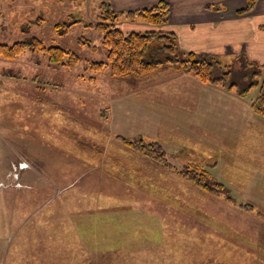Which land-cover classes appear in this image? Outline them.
Here are the masks:
<instances>
[{
	"label": "rangeland",
	"instance_id": "374dc122",
	"mask_svg": "<svg viewBox=\"0 0 264 264\" xmlns=\"http://www.w3.org/2000/svg\"><path fill=\"white\" fill-rule=\"evenodd\" d=\"M102 1L0 0L1 43L37 37L81 58L68 68L30 51L11 60L0 57V264H34L29 257L37 247L41 258L54 252L65 256L64 264H78L76 257L103 264L111 261L104 250L116 246L119 264H264V115L251 107L264 88V67L217 61L213 75L229 65L235 91L256 80L244 100L229 102L202 91L212 115L207 121L197 118L202 128L186 113L164 121L160 108L172 116L177 113L172 103L184 102L179 88L192 97L201 85L168 86L167 80L156 87L148 84L150 76L93 71L91 61L106 60L94 26ZM59 22L73 23L62 34L54 27ZM150 29L158 27L144 30ZM161 44L151 43L150 59L174 57ZM172 53L185 56L178 49ZM151 87L154 95L145 97ZM118 135L158 142L172 167L129 148ZM192 164L227 193L212 196L176 172ZM121 192L137 200L143 193L158 195L142 210L122 211L117 208ZM99 195L105 210L99 209ZM119 213H125V223ZM73 222L80 233L71 231ZM150 249L153 256L147 259Z\"/></svg>",
	"mask_w": 264,
	"mask_h": 264
},
{
	"label": "crops",
	"instance_id": "0c3cea01",
	"mask_svg": "<svg viewBox=\"0 0 264 264\" xmlns=\"http://www.w3.org/2000/svg\"><path fill=\"white\" fill-rule=\"evenodd\" d=\"M158 1L159 0H105V2L110 4L112 10L118 13L147 7L157 3ZM165 1H167L169 5V12L166 23L162 24L160 28L175 34L179 51H191L199 54L201 57L215 58L218 62H222L224 60L226 62L230 59L235 61L239 59L241 63L244 62L247 66L248 63L251 62L253 64H257L259 67H264V0H257L253 9L245 13L237 12V10L245 6V0ZM123 24L127 26H133L134 30H136L137 26L143 27V30L150 26L140 20L130 22L121 16L119 26ZM150 55L151 52H149V56ZM149 80L150 82L148 84H157L156 87L161 86V84H164V82L167 80H169L168 86H174L175 84H191L195 86L201 85L198 86V95L195 94V96L193 95L192 97L185 96V94H188L190 90L186 91L185 88L180 89L178 87L179 92L181 93L179 97H181L184 102L181 103V100L179 99L178 103H172L174 106L176 104L177 113L175 115L168 116L166 114V109L160 108L161 111L163 110L164 112V121H167V118L171 121L180 120L178 114L186 113L188 117L192 119L191 122L193 125H197L195 128H202L201 124L197 121V118H199L201 121H207V119L212 117V115H209L206 110L205 105L208 103H205V100H203V98H205L203 92H216L217 97L223 100H228L229 102L235 101L234 99L236 98L239 100H244V98L239 97L236 94L234 89L228 91L216 85L203 84L190 72L176 70L168 65L161 67L156 73L150 76ZM153 87L150 89L146 88L147 90H145L144 93L146 95L145 97H147V93L149 96L154 95L153 91L151 90ZM178 88L173 87L171 89L176 90ZM123 193L125 192H121V195H119L117 198V208L122 211H136L137 208L142 210L144 206H148L154 196L158 195L143 193L145 196L142 195L141 199L137 200L136 195ZM111 194L117 197L115 193ZM159 196H161V194H159ZM183 197L187 198V196ZM162 199L163 200L159 203H163L165 199ZM136 200L143 203H136ZM188 200L189 198H187V201ZM103 201L104 200H101V196L99 195V209L105 210L107 209L108 205H106ZM113 201L116 202V199L114 198ZM155 207H158L160 213L163 211L160 205H156ZM38 210L39 206L37 207L36 211H34L32 214L30 213L28 217L35 213L37 214ZM190 212L192 214V210ZM124 214L125 213L118 214L119 221L124 222ZM167 214H169V212ZM81 219L82 218H80V220ZM106 222L108 221L106 220ZM101 223H104V221H99V224ZM37 225H39V220ZM71 231L74 233H80L81 228L73 222ZM118 250L119 249L117 246L111 250L106 248L104 253L110 257L109 259H111V261L106 260L103 262V264H119L118 259H115V255L117 254ZM104 253H102V255ZM120 253L121 252H119V254ZM30 256L31 257L29 258H31V261L34 264H41L40 249L38 247L34 248ZM152 256L153 254L151 249L145 253V258L147 259H151ZM51 257L41 258L43 259L42 264H64L63 261L60 260L61 258H66L65 256L61 257L55 255V252ZM75 260H77L75 263L79 262L78 264H81L82 262H86L87 264L86 257L84 259L85 261H82V258L79 259L78 257H76Z\"/></svg>",
	"mask_w": 264,
	"mask_h": 264
},
{
	"label": "trees",
	"instance_id": "16d2710c",
	"mask_svg": "<svg viewBox=\"0 0 264 264\" xmlns=\"http://www.w3.org/2000/svg\"><path fill=\"white\" fill-rule=\"evenodd\" d=\"M256 1L245 0V6L237 10V12L245 13L250 11L255 6ZM99 10V20L94 26L101 34V41L106 50V60L91 61L90 67L93 71L99 72L104 68H108L110 74L114 77L134 76L145 78L153 75L161 67L168 64V66L176 70L190 72L202 83L216 85L225 90L236 89L237 84L230 82L231 70L229 69V65H225L226 69L219 76L215 77L213 75V69L215 67L218 68V62L215 58L201 57L199 54L191 51L185 52L183 58H179L172 53L178 49L176 36L173 32L160 28L167 21L169 12L167 2L160 0L156 4L147 7L118 13L112 10L108 2L103 1L100 3ZM121 16L130 22L137 20L143 21L150 26L158 27V30H131L125 32L118 25ZM72 23L59 22L54 27L56 31H60L61 29V33L64 34ZM155 39L162 42L160 49L174 57L166 58L165 60L150 59V45ZM79 41L81 43L86 42L84 38H80ZM24 51L45 54L50 64L62 65L68 68L73 67L81 60L78 54L60 46H46L37 37H31L12 44L0 42V57L4 59H14ZM248 65L250 67L260 68L257 64L251 62ZM255 85L256 80H253L247 87L237 89V95L239 97H245L248 90ZM262 86L260 87L259 95L251 103L253 111L259 115H264V88L262 89ZM117 137L123 144L149 157L156 163L172 167V165H169L166 154L158 142L144 143L141 140L140 142H134L120 135ZM176 172L186 181L206 190L212 196L227 193L226 187L221 182H213L210 184L209 174L198 164H192L189 168L176 170ZM226 196L227 199H231L229 194H226ZM200 264L212 263L211 261H206Z\"/></svg>",
	"mask_w": 264,
	"mask_h": 264
}]
</instances>
